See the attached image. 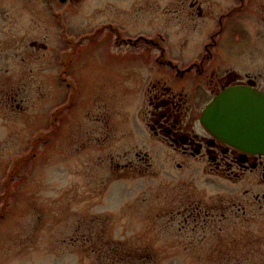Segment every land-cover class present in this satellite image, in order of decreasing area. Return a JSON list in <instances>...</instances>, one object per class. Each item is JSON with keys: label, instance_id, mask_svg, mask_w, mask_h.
Masks as SVG:
<instances>
[{"label": "rangeland", "instance_id": "1", "mask_svg": "<svg viewBox=\"0 0 264 264\" xmlns=\"http://www.w3.org/2000/svg\"><path fill=\"white\" fill-rule=\"evenodd\" d=\"M23 5L19 29H12L21 40L0 58V84L8 78L28 84L18 96L22 109L6 106L0 92V179L20 166L0 214V264H100L111 246L136 247L140 257L153 255L154 264H264L258 220L219 219L211 233L172 217L186 196L192 204L218 196L221 204L241 185L193 165L172 168L153 152L148 171L109 167L150 149L141 140L140 97L129 91L143 59L97 31L75 44L68 98L56 78L61 65L53 55L61 46L54 19L43 0ZM115 74L136 83L126 88ZM106 128L114 136L102 145Z\"/></svg>", "mask_w": 264, "mask_h": 264}, {"label": "flooded vegetation", "instance_id": "2", "mask_svg": "<svg viewBox=\"0 0 264 264\" xmlns=\"http://www.w3.org/2000/svg\"><path fill=\"white\" fill-rule=\"evenodd\" d=\"M43 2L54 19L53 29L61 46L53 55L61 65L56 78L67 86L68 98L73 87L67 72L75 44L97 31L106 30L107 41L128 47L143 59L145 66L136 78L138 84L122 75L115 77H122L126 88L127 83H136L129 91L140 97L142 129L146 133L141 140L150 149L139 150L136 145L135 160L109 167L115 171H148L153 166V152L172 168L193 165L211 176L241 185L221 204L218 196L194 204L187 203L186 196L180 200L177 212L172 210V217L182 215L185 223L195 222L193 231L211 233L219 219L237 217L245 223L258 220L263 237L264 146L244 144L220 134L205 123L204 113L212 103L226 110L264 108V103L257 101L260 96L264 98V0ZM25 7L23 0H0V58H8L10 46L21 40L12 29H19ZM76 29L85 30L76 34ZM31 44L36 47L38 42ZM27 87L24 79L11 84L8 78L0 84L3 103L22 109L18 96ZM226 95L229 97L224 99ZM220 111L215 112L216 120L221 118ZM103 126L109 127L107 122ZM103 132L99 138L102 145L114 136L110 128ZM16 168L20 166L6 169L0 179V214L8 205L10 180L15 178ZM187 224L179 229H185ZM137 253L136 247L111 246L100 264H154L153 255L140 257Z\"/></svg>", "mask_w": 264, "mask_h": 264}, {"label": "water", "instance_id": "3", "mask_svg": "<svg viewBox=\"0 0 264 264\" xmlns=\"http://www.w3.org/2000/svg\"><path fill=\"white\" fill-rule=\"evenodd\" d=\"M228 97L226 95L224 99ZM257 101L264 103V98L260 96ZM217 109L222 111L219 114L221 118L216 120L215 112ZM204 121L210 128L229 138L257 147L264 146V108L259 109L251 106L239 111L237 108L229 107L226 110L222 106L217 104L215 106L212 103L204 113Z\"/></svg>", "mask_w": 264, "mask_h": 264}]
</instances>
